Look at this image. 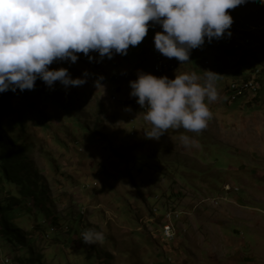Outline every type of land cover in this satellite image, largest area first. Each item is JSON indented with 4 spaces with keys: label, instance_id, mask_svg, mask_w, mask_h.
Instances as JSON below:
<instances>
[{
    "label": "rangeland",
    "instance_id": "1",
    "mask_svg": "<svg viewBox=\"0 0 264 264\" xmlns=\"http://www.w3.org/2000/svg\"><path fill=\"white\" fill-rule=\"evenodd\" d=\"M229 13L231 36L206 40L191 50L188 62L154 49L153 36L161 28L150 23L142 42L127 50V59L114 54L96 62L95 53L89 62L78 54L75 63L49 66L67 68L72 78L87 71L82 86L66 89L57 81L49 88L37 79L32 90L8 98L12 114L2 129L16 147L24 146L28 167L20 187L12 190L21 201L13 215L0 209L1 259L14 264H227L233 259L244 264L226 237L241 241L246 247L235 246L238 251L264 264V34L244 33L247 25L264 23V6L246 3ZM222 41L235 48L233 56L216 53ZM157 56L169 59L172 70L155 73ZM138 70L169 79L175 72L219 74L207 127L198 134L168 129L159 140L146 139L143 109L129 96L128 82ZM99 76L103 87L94 84ZM259 77L258 95L246 91L229 101L228 87ZM181 133L197 139L198 146L182 145ZM3 189L1 205L9 198ZM172 212L178 214L170 221L176 234L168 240L162 228ZM86 228L102 231L105 239L84 244Z\"/></svg>",
    "mask_w": 264,
    "mask_h": 264
},
{
    "label": "clouds",
    "instance_id": "2",
    "mask_svg": "<svg viewBox=\"0 0 264 264\" xmlns=\"http://www.w3.org/2000/svg\"><path fill=\"white\" fill-rule=\"evenodd\" d=\"M246 3L264 6V0H0V93L32 90L37 79L49 88L57 81L66 89L82 86L87 71L72 78L67 68L49 66L75 63L78 54L89 62L90 53L97 54L96 62L124 56L130 46L142 42L150 23L161 28L153 36L154 49L166 58L188 62L191 50L206 40L231 36L229 10ZM201 72H175L169 79L137 71L136 79L128 82L129 96L143 109L149 125L146 139L159 140L168 129L198 134L207 127L212 116L208 104L218 99L219 74ZM102 79L99 76L95 86L103 87ZM178 140L185 147L199 143L185 133ZM81 238L92 245L105 236L86 228Z\"/></svg>",
    "mask_w": 264,
    "mask_h": 264
},
{
    "label": "trees",
    "instance_id": "3",
    "mask_svg": "<svg viewBox=\"0 0 264 264\" xmlns=\"http://www.w3.org/2000/svg\"><path fill=\"white\" fill-rule=\"evenodd\" d=\"M224 42L228 46L232 45L230 39H225ZM224 42L222 41L218 48L215 47L216 53L220 52L223 57L233 56V49L235 48H228ZM124 57L127 59L128 53L124 55ZM258 80L263 85L262 78L259 77ZM10 96L20 97V90L18 89V91L15 92L9 90L0 93V188H4L3 190L8 192L7 196L9 197L5 205L0 204V209L7 217H11L13 215L14 208L17 207L21 202L20 197L14 196L12 190L13 188L17 189V187H20V175L21 173H24L28 167V165H26L27 158L25 159V151L23 150L24 146L20 145L16 147V143L9 139L2 129V123L9 122V116L12 114L13 107L8 101ZM18 126H20V123ZM14 147H16V150L10 151V149H14ZM8 172L11 174V176H8ZM4 182L6 186L3 185Z\"/></svg>",
    "mask_w": 264,
    "mask_h": 264
},
{
    "label": "built area",
    "instance_id": "4",
    "mask_svg": "<svg viewBox=\"0 0 264 264\" xmlns=\"http://www.w3.org/2000/svg\"><path fill=\"white\" fill-rule=\"evenodd\" d=\"M128 53V52H127ZM90 55L95 57V53H90ZM166 62V58H163L162 56H157L155 59V62L153 63V70L156 73V69H163L164 70V63ZM206 64H208L206 62ZM169 72V70H164V74ZM262 83L258 82V78H253V82H245L243 80H239L236 82V88H227V94L230 96L229 101H236V94H243V88L247 87H254V94L246 95L250 97H254L255 95H258V92L262 89ZM229 191H231V188L229 187ZM172 218L178 219L177 213H167L165 216L166 223L162 230H163V236L168 239L172 240L174 238V232L173 226L171 225L170 221ZM4 262H8V259H1L0 258V264H4Z\"/></svg>",
    "mask_w": 264,
    "mask_h": 264
},
{
    "label": "bare ground",
    "instance_id": "5",
    "mask_svg": "<svg viewBox=\"0 0 264 264\" xmlns=\"http://www.w3.org/2000/svg\"><path fill=\"white\" fill-rule=\"evenodd\" d=\"M262 25V26H261ZM256 26V27H255ZM233 27V24L232 26ZM242 28V26H240ZM236 28V27H235ZM246 28V27H245ZM236 31V30H235ZM240 31V29H239ZM248 33V34H252V35H260V34H264V23H253V24H249L247 25V29L244 30V33ZM238 33V32H237ZM242 33V32H241ZM245 43L248 44V41H246ZM174 67V66H173ZM164 70H169L171 71L172 70V67H171V64H170V60L169 59H166V62L164 63ZM163 69H156V72L157 73H163L164 72ZM244 81L245 82H253V79H250V78H244ZM229 88H236V83L232 84ZM247 92H250L252 94H254V87H247V88H243V92L246 93ZM238 95V94H236ZM242 94H240L241 96ZM245 96V95H244ZM239 97V95L237 96ZM236 97V98H237ZM175 237V236H174ZM3 259H8V258H3ZM4 264H14L12 261H10L8 259V262H4Z\"/></svg>",
    "mask_w": 264,
    "mask_h": 264
},
{
    "label": "crops",
    "instance_id": "6",
    "mask_svg": "<svg viewBox=\"0 0 264 264\" xmlns=\"http://www.w3.org/2000/svg\"><path fill=\"white\" fill-rule=\"evenodd\" d=\"M224 236V235H223ZM225 237V236H224ZM234 240L235 239H232L231 240V242H230V238H226L225 237V243L227 244H229V246H230V249H234L236 252H234L235 254H237L238 253V256H239V254L241 253V259L243 258V259H245V263L244 264H255V259L254 260H252L250 257H249V255H243V253L240 251H238V249H241V247H246V245L245 244H243L242 245V243H241V241L240 242H238L237 244H235L234 243ZM235 246H238L239 248L237 249ZM227 247V246H226ZM251 256V255H250ZM233 263V259H230L229 261H227V264H232ZM234 264V263H233ZM235 264H237V263H235Z\"/></svg>",
    "mask_w": 264,
    "mask_h": 264
}]
</instances>
